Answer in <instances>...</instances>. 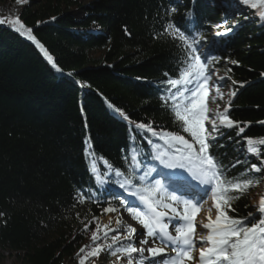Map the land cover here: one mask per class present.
<instances>
[{
  "label": "trees",
  "instance_id": "trees-1",
  "mask_svg": "<svg viewBox=\"0 0 264 264\" xmlns=\"http://www.w3.org/2000/svg\"><path fill=\"white\" fill-rule=\"evenodd\" d=\"M87 1L84 6L76 0H28L18 17L61 71L52 67L33 41L0 24V255L9 253L21 264L78 262V250L90 243L91 236V231H82L83 225L93 216L100 223L124 213L136 223L120 208L119 199L107 194L109 185L96 186L89 171L93 157L85 155L86 148L95 153L101 172L106 171L101 157L127 172L128 148L135 147L143 153L137 177L155 169L147 181L155 183L160 175L153 148L146 137L131 139L134 124L151 122L158 131L177 132L191 141L160 100L168 95L162 81L176 77L180 58L171 38L161 35L170 4L178 7L177 25H182L188 9L193 10L192 20L205 37L199 48L206 49L210 71L225 74L231 69V78L223 82L237 93L231 97L230 117L242 125L251 122L240 136L236 129H223L212 151L230 177H239L252 163H260L246 153L243 139L264 137V125L258 123L264 120V76L260 75L264 72V24L258 16L247 20L254 12L250 6L240 0H222L231 2L234 27L225 18L230 12L221 13L210 0H195L194 5L192 0ZM222 22L232 29L231 35L211 41L212 31ZM95 51L104 52L100 60L90 57ZM211 57L220 59L214 62ZM117 108L133 123L125 121ZM152 139L166 148L163 141ZM237 159L243 163L231 168ZM251 175L263 184L264 172ZM111 179L119 178L112 173ZM134 183H140L138 178ZM258 186L235 201V211L229 215L256 213L251 197ZM110 187L121 196L127 194L116 184ZM80 190L95 193L98 201L78 204L74 198ZM109 204L120 211L103 214L102 208ZM90 227L95 230L96 224ZM105 257L113 259L108 253Z\"/></svg>",
  "mask_w": 264,
  "mask_h": 264
},
{
  "label": "snow or ice",
  "instance_id": "snow-or-ice-1",
  "mask_svg": "<svg viewBox=\"0 0 264 264\" xmlns=\"http://www.w3.org/2000/svg\"><path fill=\"white\" fill-rule=\"evenodd\" d=\"M240 2L256 10L259 20L264 24V0H240ZM17 3H28V0H17ZM192 3L194 5L195 0H192ZM177 13L178 7L175 4H170L165 9V16L168 19L161 35L171 38L180 50V58L175 69L176 77L162 81L168 86L165 89L168 95H161L160 100L163 102L162 106L169 109L174 122L179 125L182 132L191 137V141L177 132L164 129L158 131L151 122L135 123L130 133H133L131 135L133 141L137 135L148 138V144L154 151L152 156L154 160H159L169 168L185 169L191 179L197 183L192 184L182 175L177 177L174 182L175 187L171 191L159 181L147 183L148 177L155 169L144 170L143 175L137 177L136 173L141 170L140 157L143 153L132 146H129L126 157L131 161L127 172L121 171L118 167L114 168L103 157L100 159L106 171L101 172L96 166L95 153H90L86 148L85 155L93 157L89 171L96 186L104 189L109 185L105 189L107 194L118 198L120 208H123L144 231L139 232L136 227L125 224L119 216L115 220L114 228L110 227L111 220L101 225L98 217L93 216L83 225L82 231H91V236L90 243L81 246L78 250V264H87L90 260L96 261L104 252L113 258L112 264H125V260L127 264H145V261L149 264H158L154 259L156 257H162L160 264H264V194L260 195L255 205L256 213L250 212L246 217L229 215V212L235 211L232 207L233 203L260 183V178L252 176L251 173L264 172V157L261 156V152L264 151L261 147L264 146V137H243L246 153L255 156L260 163H252L250 168H245L244 172L239 174V177L245 178L230 177L227 174L229 169L212 149L216 147L217 138L224 135L223 129H236V135L240 136L251 122H243L242 125V122L233 120L229 115L231 97L237 94L236 91H229V101L222 111H214L208 107L209 101L215 97L223 99L224 94L212 79L214 73L210 71L209 58L200 51L199 45L205 37L192 20L193 10L188 9L183 14L182 25L175 23L174 17ZM4 22L0 20V24ZM8 23L14 31L33 41L52 67L61 71L43 45L32 35L31 28H26L19 18ZM17 25L19 27H16ZM231 31V28H225L223 32L217 31L214 34L227 35ZM219 59V57H211L214 62ZM229 63L238 64V61L231 60ZM230 72L229 68L225 76ZM164 75L169 76L167 72ZM260 75L264 76V72ZM217 79L222 80L224 77ZM232 83L235 85L237 82L233 80ZM240 87L243 88L244 84H240ZM213 89L215 97L211 96ZM108 107L114 106L109 104ZM114 110L125 121H129V117L120 109ZM129 123L133 122L129 121ZM258 123L264 125V120ZM152 138L163 141L166 148L154 143ZM228 139L233 137L229 136ZM235 143L239 144L240 141L236 140ZM240 163L243 161L237 159L231 168H235L236 164ZM112 173L119 179L112 180ZM137 178L139 184L134 183ZM111 184L118 185L128 197L134 199L124 198L110 187ZM177 192L181 194L177 195ZM209 195L216 211L215 219L211 217V209H209V214L204 217L207 222L203 220L200 222V227L207 232L197 235V215L202 211L204 197ZM74 199L82 205L86 200L96 202L99 198L95 193L89 194L80 190ZM119 211L120 209L111 204L102 208L103 214ZM0 216H3V213H0ZM93 223L96 224L95 230L90 227ZM170 226L175 229V235L170 233ZM109 233H114L110 237V243L107 242ZM133 240H138L141 246L136 247ZM197 240L202 245L198 249V257L194 255V251L197 250ZM101 241L105 242L101 243ZM121 241L129 242L122 244ZM150 242L153 246L145 247ZM145 252L147 256L144 255Z\"/></svg>",
  "mask_w": 264,
  "mask_h": 264
},
{
  "label": "rangeland",
  "instance_id": "rangeland-1",
  "mask_svg": "<svg viewBox=\"0 0 264 264\" xmlns=\"http://www.w3.org/2000/svg\"><path fill=\"white\" fill-rule=\"evenodd\" d=\"M32 1L33 2H38L39 0H32ZM76 1H78L79 3H81L84 6L89 4V1H87V0H76ZM210 2H211V4H215L217 10H219L221 13L230 12L228 15L227 14L225 15L226 16L225 18H230L229 24H231L233 26L235 25L234 27L237 26V24L234 23L236 15H235V13L230 11L231 2L228 1L226 3H223L222 0H210ZM23 6H24V4H18L17 0H6L5 2H0V20H4L5 21L4 23H2V25L8 26V27L13 29V27L10 26L8 21H11V20H14V19L18 18ZM254 16L256 17L255 14L250 15L247 20L253 19ZM21 23H22V21H21ZM226 26L227 25H225L222 22L219 25V27L217 28V30H221L223 28H226ZM16 27H19V25H17ZM94 31H96V30H94ZM94 31H92V32L93 33H97V31L96 32H94ZM17 33H19V32H17ZM227 35H231V34H227ZM23 37H26V36H23ZM216 38H218V36L215 35L214 32H212L211 41L213 39H216ZM40 53L47 60V58L44 56V54L41 51H40ZM103 54H104L103 51H95V52H92L90 54V57L92 59H94V60H100L103 57ZM212 72L214 73L212 79L215 82L221 83V85L220 84H218V85H219L220 91L224 94V96H223V99L215 97V90L213 89L212 92H211V96L215 97V99L209 101L208 107H210V109H212L214 111L215 110L222 111L224 106H225V104L229 101V96H228V93L230 91L229 85L223 84V81L226 80L225 79L226 76H225L224 72H222L220 70H214ZM217 77H224V79L218 80ZM218 106H219V108H218ZM158 166H159V168H163L164 164L159 163ZM175 169L177 171L176 172L177 176H181L182 175V176L187 177V178L191 177V176H189L187 171L183 172V171H181L179 169V167H175ZM261 194H264V182H263V184L259 185L256 188L254 194L251 197V204H252L253 207H255V205L257 204ZM212 205H213V202H212V200L210 198V195L209 196H205L204 200L202 201V211L200 213H198V215H197V220H196V222H197V233L196 234L197 235H200L201 233H205V232L202 231V229L200 227L199 219H200V217L204 218L205 216H207L209 214V209H211V212H210L211 217L213 219H215L216 211H215V208ZM204 213H206V214H204ZM202 214H204L205 216H202ZM117 216L121 217L125 224H130L133 227H136L139 232H143L144 231V229L142 227H140L139 224L130 222L128 220V217L124 213H120L118 215L108 216V217H106L104 219H101L100 224L101 225L107 224L111 220L112 223H111L110 227L114 228V227H116L115 220H116ZM204 220L207 221L206 219H204ZM169 231H172L173 233H175V229L173 227H171V226L169 228ZM113 234L114 233H109V237H111V235H113ZM124 242H125V244H127L129 241H124ZM132 242L138 248L141 246L138 240H133ZM150 246H153L151 242L148 245H145V247H150ZM201 246H202L201 242L199 240H197L196 241V249L197 250L194 251V255L197 256V257H198V249ZM106 253L107 252H104V253L101 254V255H103V257L99 261H88L87 264H112V260L113 259L112 260H107L106 257H105ZM134 255H137V254H134ZM144 255L146 256V253H144ZM137 258H138V256H137ZM154 259L158 262V264H160V262L162 261V257H159L157 259L154 258ZM0 264H21V262L17 258L11 257V255L9 253H3L2 255H0ZM65 264H78V262H75L73 260H69ZM125 264H127L126 260H125ZM145 264H149V262L145 261Z\"/></svg>",
  "mask_w": 264,
  "mask_h": 264
},
{
  "label": "bare ground",
  "instance_id": "bare-ground-1",
  "mask_svg": "<svg viewBox=\"0 0 264 264\" xmlns=\"http://www.w3.org/2000/svg\"><path fill=\"white\" fill-rule=\"evenodd\" d=\"M206 206H207V205H206ZM204 214H206V213H204ZM204 214H202V216H205ZM205 217H206V216H205ZM202 220H203V222H207V221L204 220V218H201V217H200L199 222H201ZM201 229H202L203 232H205V233L207 232L206 229H203V228H201ZM145 253H146V256H147V255H148L147 252H145ZM157 258H159V257H156V259H157Z\"/></svg>",
  "mask_w": 264,
  "mask_h": 264
}]
</instances>
